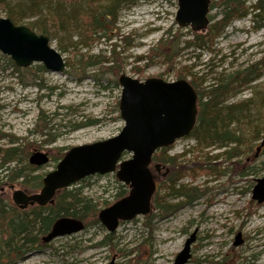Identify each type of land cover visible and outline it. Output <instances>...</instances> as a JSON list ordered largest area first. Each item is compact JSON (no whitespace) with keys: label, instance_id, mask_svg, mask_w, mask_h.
Instances as JSON below:
<instances>
[{"label":"rangeland","instance_id":"374dc122","mask_svg":"<svg viewBox=\"0 0 264 264\" xmlns=\"http://www.w3.org/2000/svg\"><path fill=\"white\" fill-rule=\"evenodd\" d=\"M27 1L2 0L0 18L11 16L18 26L37 33L46 30L52 47L66 62L62 73L51 72L42 64L21 68L0 52V149L23 151L10 168L23 167L34 153L48 154L49 164L34 175L45 177L54 171L58 163L52 159L72 148L121 133L125 126L120 114L122 75L141 82L151 78L168 83L186 80L200 93L264 58V22L257 23L250 16L233 19L217 39L199 48L194 43L197 33L176 22L178 0H136L117 12L106 32L90 37L69 25L63 31L56 21L62 7L68 15L72 7L87 6L86 2L55 0L51 6L41 2L31 10ZM255 2L248 0L246 6ZM211 15L216 18L210 26L223 16L221 9L212 10ZM77 20L82 23L81 12ZM168 32L178 35L179 53L174 52L176 46L166 36ZM173 53L175 56L167 58L166 54ZM112 60L116 63L106 62ZM233 87L224 105L242 104L244 110L234 126L241 138L238 158L226 161L225 153L232 145L200 152L192 136L178 140L166 153L178 160L183 171L187 168L178 186L197 188L200 198L190 203L171 195V188L163 183L165 169H153L157 191L149 215L121 222L112 234L98 215V224L91 219L83 232L59 238L16 264H174L193 234L196 242L187 264H264V203L253 199L257 180L264 178V151L254 158L259 144L255 135H264V72L248 85L237 82ZM46 127L49 135L43 136ZM195 160L210 163V173L192 176L188 169ZM5 176L0 172L3 184L8 183ZM117 182L116 174L97 175L81 186L101 212L121 200ZM20 183H13L15 190H24ZM13 191L8 189L4 196L12 199ZM128 194L129 188L124 197ZM239 234L243 242L236 245ZM165 246L169 247L166 253L162 252Z\"/></svg>","mask_w":264,"mask_h":264},{"label":"water","instance_id":"95a60500","mask_svg":"<svg viewBox=\"0 0 264 264\" xmlns=\"http://www.w3.org/2000/svg\"><path fill=\"white\" fill-rule=\"evenodd\" d=\"M178 5L176 22L180 28H191L195 33L207 30L211 0H178ZM0 52L21 68L42 64L51 72L62 73L66 69L64 58L52 47L48 36L39 35L27 26H17L10 19L0 18ZM119 84L122 88L120 114L125 122L121 133L103 142L72 148L56 169L44 177L40 192L32 195L22 190L13 192L12 200L18 208L53 205L59 191L90 177L116 174L118 181L129 188V194L100 212L99 220L107 231L114 233L121 222L133 221L152 212L157 191L153 157L192 133L197 124L199 97L186 80L168 83L151 78L141 82L122 75ZM263 149L264 136L256 149L255 159ZM126 155H130V159H125ZM49 162V156L40 152L29 159V163L38 168ZM154 169L160 171V166L156 165ZM257 183L253 199L263 204L264 178L258 179ZM84 230L82 221L60 218L43 242L51 244ZM195 241L196 234H193L174 264H187L191 260ZM242 242L239 234L235 244Z\"/></svg>","mask_w":264,"mask_h":264},{"label":"trees","instance_id":"16d2710c","mask_svg":"<svg viewBox=\"0 0 264 264\" xmlns=\"http://www.w3.org/2000/svg\"><path fill=\"white\" fill-rule=\"evenodd\" d=\"M28 1L31 10L35 9L37 3L44 2L48 6H51L55 2V0ZM80 2H86L87 6ZM80 2V5L77 4L78 7L71 8L73 12L68 15L65 8L61 6L60 11L62 15L59 18L56 16L54 18H57L56 21L61 22V30L65 31V25H69L76 30H80V32L82 31L83 35L90 37L92 33L96 35L106 32L110 20L116 18L117 12L123 10V6H133L136 0H81ZM104 2L109 4L103 6ZM247 2L248 0H212L211 11L221 9L223 16L218 22L209 26L207 30L195 34L194 43L199 48L212 43L235 18L241 19L252 16L253 21L257 23L259 21L264 22V0H256L250 8L246 6ZM55 10H58L57 7ZM80 12L82 23H77V15ZM9 17L7 19H10L17 25L13 18ZM215 18L216 16H209L210 25ZM260 27L257 26V28ZM32 30L34 31V29ZM38 34L46 35L47 31L39 29ZM166 36L168 39H172V43L176 46L174 52L179 53L180 51L177 49L181 43H176L178 35L168 32ZM166 56L170 58L175 55L173 53L172 55L166 54ZM106 62L109 64L116 63L115 60ZM168 62L171 66H174L171 60ZM263 72L264 58L243 71L234 72L217 85H213L211 88L209 86L203 92L197 93L199 97L197 124L189 136L196 139L200 152L216 145L220 146L218 148L225 149H228L232 145L234 147L229 148V151L225 153L226 161H232L240 156L241 152L238 149L241 145V138L238 136L239 132L234 126L240 122V117L244 110L241 109L242 104H232L229 106H225L224 104L230 92L234 90L233 86L235 83L240 82L241 85H248L256 81ZM193 84L195 85V82ZM49 131L50 129L46 127L42 133L43 136L49 135ZM262 138V133H256L255 141H259L260 143ZM21 151L17 147L5 150L0 149V172L6 173L5 179L8 181V183L3 184L4 179L0 180V264H11L15 261H21L28 253L40 251L48 247L49 245L43 242V238L50 233L54 223L60 218L80 220L84 223L85 229L90 226L91 219L94 223L98 224L99 206L93 202L94 200L84 194V188L81 186V183H86L88 179L59 191L53 205L47 207L37 206L28 211H20L11 202L12 199L4 196V193L8 189L11 191L15 190L14 182L20 181V185L25 187L23 191L26 193L38 192L37 190H41L43 187L44 176L34 175L40 168L28 162L23 167L15 165L13 168H10L13 163L17 162ZM167 151L168 148L158 151L153 157V165H159L160 169H165L164 175L166 179L163 183L167 188H171V195H176L178 198L184 197L190 203L200 198L202 194L199 193L197 188L189 189L186 186H178V182L185 176L187 168L185 169L186 171H183L181 169L182 165L177 163L178 160L176 158H168L166 156ZM64 156L65 154L59 155L52 160L59 163ZM215 158L218 159V156ZM192 165L188 169V172L192 176L199 172L210 173V163L206 161L200 162L195 160ZM176 187H179V189L176 190ZM118 188V198L122 199L126 195L128 187L118 183Z\"/></svg>","mask_w":264,"mask_h":264},{"label":"flooded vegetation","instance_id":"af4514ba","mask_svg":"<svg viewBox=\"0 0 264 264\" xmlns=\"http://www.w3.org/2000/svg\"><path fill=\"white\" fill-rule=\"evenodd\" d=\"M28 194H31V192H28ZM34 207H37V205H35V206H29V208H27V209H25V210H22V209H20V208H18L20 211H28V210H30V209H32V208H34ZM188 241V240H187ZM243 241V240H242ZM196 242V241H195ZM34 252H36V251H34ZM192 253V252H191ZM16 263H18V261H15V262H12L11 264H16Z\"/></svg>","mask_w":264,"mask_h":264},{"label":"bare ground","instance_id":"6f19581e","mask_svg":"<svg viewBox=\"0 0 264 264\" xmlns=\"http://www.w3.org/2000/svg\"><path fill=\"white\" fill-rule=\"evenodd\" d=\"M251 17V16H250ZM152 211H153V209H152ZM263 215H264V212L262 213ZM109 234H112V233H109ZM166 241H168L169 240V238L167 237L166 239H165ZM168 249H169V247L168 246H165L163 249H162V252H167L168 251ZM165 253L163 254V255H165ZM114 262V261H113Z\"/></svg>","mask_w":264,"mask_h":264}]
</instances>
